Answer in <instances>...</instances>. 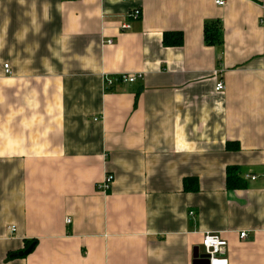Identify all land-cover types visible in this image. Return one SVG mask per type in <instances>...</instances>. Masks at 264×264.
<instances>
[{"label": "crops", "instance_id": "1", "mask_svg": "<svg viewBox=\"0 0 264 264\" xmlns=\"http://www.w3.org/2000/svg\"><path fill=\"white\" fill-rule=\"evenodd\" d=\"M216 1L0 0V264H264V0Z\"/></svg>", "mask_w": 264, "mask_h": 264}, {"label": "built area", "instance_id": "2", "mask_svg": "<svg viewBox=\"0 0 264 264\" xmlns=\"http://www.w3.org/2000/svg\"><path fill=\"white\" fill-rule=\"evenodd\" d=\"M131 2L132 0H127ZM216 4L218 6H224L225 1L217 0ZM262 7L264 8V2H262ZM132 20H139L142 15V11L140 9H133L129 14ZM261 24L264 25V19L261 20ZM131 29V25L129 23H124L121 26L122 31H127ZM5 74L12 75L13 72L10 68V65L4 66ZM139 80H143V75H134V74H122V75H115V76H104L103 82L105 90H111L118 85H130L138 82ZM215 90L217 92H224L226 90L225 84L222 81H219L216 84ZM246 181L255 182L257 181V177L251 174H245L243 177ZM114 183V176L107 175L104 182L101 185H98L97 189L99 192L104 194H108L112 190V186ZM193 214V213H191ZM70 224L71 222L68 221ZM9 231L11 234L16 232L15 227H10ZM241 239H247V233H241ZM202 247L205 249V254H200V259L207 260L209 264H230L229 259L227 257V249H228V242L224 240L219 235H206L202 241ZM202 257V258H201Z\"/></svg>", "mask_w": 264, "mask_h": 264}, {"label": "trees", "instance_id": "3", "mask_svg": "<svg viewBox=\"0 0 264 264\" xmlns=\"http://www.w3.org/2000/svg\"><path fill=\"white\" fill-rule=\"evenodd\" d=\"M205 33H206L205 42H206L207 45L219 44L222 41V29L218 25H213V28H211L210 25L207 26ZM169 36L176 37L175 41L174 42H169V40H168ZM165 44L169 45V46L180 47L183 44V35L181 33L166 35ZM233 147H236V149H238V145L237 144H235L234 146H232V144H229V149L232 150ZM230 180H232L231 177H229V182H230ZM188 182L189 181L185 182V186H186V190L190 191L191 189L188 188ZM230 186H232L231 183H230ZM192 190L197 191V187L195 189H192Z\"/></svg>", "mask_w": 264, "mask_h": 264}, {"label": "water", "instance_id": "4", "mask_svg": "<svg viewBox=\"0 0 264 264\" xmlns=\"http://www.w3.org/2000/svg\"><path fill=\"white\" fill-rule=\"evenodd\" d=\"M34 247H35V245L32 244L26 251L19 253L18 256L22 257V256L29 255L32 252V250L34 249ZM194 259H195V264H209L207 260L200 259V250L199 249L195 250Z\"/></svg>", "mask_w": 264, "mask_h": 264}, {"label": "rangeland", "instance_id": "5", "mask_svg": "<svg viewBox=\"0 0 264 264\" xmlns=\"http://www.w3.org/2000/svg\"><path fill=\"white\" fill-rule=\"evenodd\" d=\"M200 251H201V255H204L205 254V249L203 247L200 248Z\"/></svg>", "mask_w": 264, "mask_h": 264}]
</instances>
